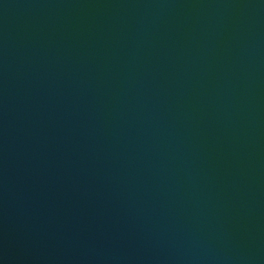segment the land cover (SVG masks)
<instances>
[{"label":"water","instance_id":"95a60500","mask_svg":"<svg viewBox=\"0 0 264 264\" xmlns=\"http://www.w3.org/2000/svg\"><path fill=\"white\" fill-rule=\"evenodd\" d=\"M0 264H264V0H0Z\"/></svg>","mask_w":264,"mask_h":264}]
</instances>
